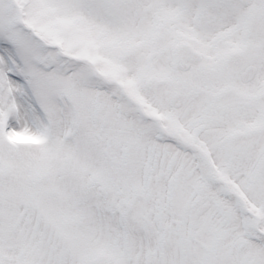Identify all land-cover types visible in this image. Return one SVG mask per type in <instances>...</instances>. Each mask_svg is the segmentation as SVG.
Instances as JSON below:
<instances>
[{"label":"snow or ice","instance_id":"6c2138e0","mask_svg":"<svg viewBox=\"0 0 264 264\" xmlns=\"http://www.w3.org/2000/svg\"><path fill=\"white\" fill-rule=\"evenodd\" d=\"M0 264H264V0H0Z\"/></svg>","mask_w":264,"mask_h":264}]
</instances>
